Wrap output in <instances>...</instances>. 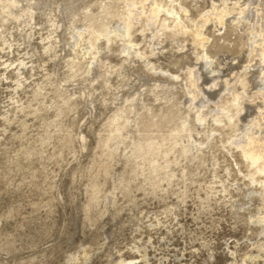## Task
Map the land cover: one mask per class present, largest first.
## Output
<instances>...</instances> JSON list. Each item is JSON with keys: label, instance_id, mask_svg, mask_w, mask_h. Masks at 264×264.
I'll return each mask as SVG.
<instances>
[{"label": "rangeland", "instance_id": "374dc122", "mask_svg": "<svg viewBox=\"0 0 264 264\" xmlns=\"http://www.w3.org/2000/svg\"><path fill=\"white\" fill-rule=\"evenodd\" d=\"M263 51L264 0H0V264H264Z\"/></svg>", "mask_w": 264, "mask_h": 264}, {"label": "bare ground", "instance_id": "6f19581e", "mask_svg": "<svg viewBox=\"0 0 264 264\" xmlns=\"http://www.w3.org/2000/svg\"><path fill=\"white\" fill-rule=\"evenodd\" d=\"M154 9H155V7H153V11H154ZM262 53L261 54L264 55V51ZM263 119H264V117H263ZM263 119H261V120H263ZM244 143H245V145L243 147H242L243 143L239 144L243 148L244 156L246 158H249L255 165H258V168L260 170H264V161H263V158H264V140H262V142L259 141L258 143H256L253 140L249 139V140H246V142H244ZM133 260H135V259H133ZM133 260H131V261L133 262Z\"/></svg>", "mask_w": 264, "mask_h": 264}]
</instances>
